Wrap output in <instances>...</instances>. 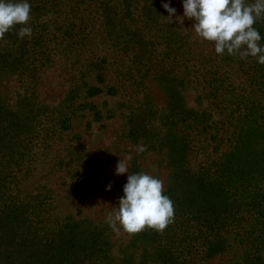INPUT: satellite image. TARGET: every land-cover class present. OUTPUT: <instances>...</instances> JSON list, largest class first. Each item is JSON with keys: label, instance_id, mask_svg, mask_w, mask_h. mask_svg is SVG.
<instances>
[{"label": "rangeland", "instance_id": "obj_1", "mask_svg": "<svg viewBox=\"0 0 264 264\" xmlns=\"http://www.w3.org/2000/svg\"><path fill=\"white\" fill-rule=\"evenodd\" d=\"M171 6L182 10V0H171ZM96 8L77 18L43 14L39 9L29 25L43 26V37L20 39L19 30L11 29L0 39V161L10 164L4 172L19 178L17 189L26 195L25 201L46 203L53 222L68 234L67 240L75 233L82 245L91 246L84 264H264V204L256 198L258 191L264 198V183L245 195L253 203L254 225L261 222L260 236L239 235L232 229L235 237L218 254L210 253L209 244L200 252L180 244L188 232L195 236V229L206 230L197 217L214 204L215 197L200 191L197 183L228 188L264 177V143L242 154L243 141V146H231L228 141L235 130L229 127L232 109L237 108V114L245 112L251 101L256 103L248 105L249 127L252 132L258 126L257 135L264 139V69L246 71L248 62L230 65L213 51L214 44L196 36L194 19L181 24L173 17L176 27L169 34L167 17L166 23L150 28L148 18L153 15L149 11L127 19L131 24L119 29L109 50H90L80 41L71 46L54 42L59 28L68 29L64 24L85 33L80 21L97 17ZM180 26L195 35L192 40L198 43L191 48L217 55L208 64L204 63L208 56L190 57L186 78L174 59L179 44L168 43L180 36ZM170 46L174 51L163 57ZM107 55L114 56L112 63L100 68L96 62ZM160 64H164L161 70ZM104 68H109L108 73L99 75ZM252 79L263 85L249 88ZM94 86L104 89L99 92ZM205 113L212 119L209 135L199 121ZM215 120L224 124L222 131ZM217 132L223 135L216 143L210 133ZM141 144L146 151L137 155ZM202 147L219 150L206 152ZM129 155V173L143 171L160 178L173 201L174 220L162 232L145 228L128 234L107 220L127 182L128 173L116 175L117 164ZM208 170L216 174L210 181ZM226 193H221L225 199ZM243 215L252 219L247 211ZM189 224L195 226L189 230Z\"/></svg>", "mask_w": 264, "mask_h": 264}, {"label": "trees", "instance_id": "obj_2", "mask_svg": "<svg viewBox=\"0 0 264 264\" xmlns=\"http://www.w3.org/2000/svg\"><path fill=\"white\" fill-rule=\"evenodd\" d=\"M165 1L167 0H30V3L32 6L31 16L39 11H43V14L53 12L54 16H64L65 18L66 16L77 18L81 13L95 8L96 6L97 17L95 14L90 18H85L83 16L84 21H80L81 24L84 23L85 25V33H78L80 30H70L69 26L64 24L62 27L68 29L61 30V28H59L57 30L59 33H57L56 36H54L55 34L53 35L54 42H59V45H63L64 43L65 45L71 46L73 43H78L80 41L90 48V50H94L96 47H103L109 50L119 29L131 24L127 19L131 21L134 17L140 14L145 15V11H149L148 13H152L153 15V19L148 18L150 22L148 26L150 28H154L155 24L161 22L166 23L170 18L168 17L167 11L162 7V3ZM90 3L95 5L93 6ZM62 6L67 7V12ZM152 6L156 7L155 10L150 9ZM154 11L156 12L154 13ZM180 11L183 13V9H177V12ZM154 18H156V20H154ZM31 25L33 26H29L33 30H40L38 33L32 30V36L39 35L43 37V32L46 31L43 29V26L37 29L36 25ZM160 25H162V23ZM20 27L22 26L15 29L13 28V30L17 33ZM87 27H89V30L86 32ZM165 27L169 30L167 33H171L176 25L173 21V23ZM255 27H257L261 35L264 36V19L258 21ZM180 28L183 30L181 34H178L180 36H174L172 37L173 39L170 38L168 43L175 41L176 45L179 44L176 48L174 54V56H176L174 59L177 62L176 66L177 69L180 70V74L184 75L186 78V76H189V72L186 70V63L190 57L196 59L197 54L200 55V57L203 55L208 56V58L204 59V63L208 64L211 60L217 59V55L213 57L210 51L208 54L196 48H191L190 46H195L198 43V41L192 40V37L195 35L191 36V33L188 29L186 30L184 26H180ZM261 43H264V41ZM168 49L170 50H167L163 57H170V51H174L175 47L171 48L170 46ZM113 59L114 56L107 55L99 59L96 64L99 65L100 68L110 66ZM222 59H227L230 65L235 63L243 65L248 62L250 64L246 71L259 66L264 69V65L258 64L252 57L244 61L238 56H229L225 54ZM224 60H222V63ZM163 65L164 64L158 65V69L161 70ZM108 69L109 68H104L102 74L99 75H105V73H108ZM184 76L181 78L184 79ZM175 77L177 78L176 75ZM225 79H228V77ZM174 80L178 82L177 79ZM252 81L253 83L249 85V88H257L263 85L259 79H252ZM93 88L97 89L99 92L104 89L103 87L98 88L96 86ZM217 89L218 88H216V90ZM243 100L247 103V100ZM255 103V101H251L250 104H246L247 110L245 112H239L237 114L236 108L232 109V113H230L231 119L229 127H234L235 130L233 136L230 137L228 141L231 146L243 141L245 144L241 152L242 154L255 149L254 146H256L257 143H264V139L260 135H257L260 133L259 127L257 126L252 132L249 127V116L251 112L250 110L248 111V105L253 106ZM262 105H264V102ZM234 107H238V105L236 104ZM208 115L209 116H206V113L201 114L203 118L199 119L201 128L207 135H209V129L212 128L209 122V120H212L211 115ZM182 121H184V119H182ZM214 122H216V125H220L218 131H222L221 126L224 124H217L216 120ZM236 122H239V124L236 125ZM210 134L212 140L216 143L219 140L218 136L220 137L223 135H219L218 132L216 135L215 133ZM16 135L17 134H15V136ZM205 149L206 147L201 148V150ZM208 150L209 148L206 149V152H208ZM218 150L219 148L217 147H211L209 151L217 152ZM1 152L0 150V153ZM247 156L249 155L247 154ZM9 166L10 164L8 162L0 161V264H84L86 256L90 253L89 249L91 246L87 244L82 245L75 233H71L72 238L67 240L66 237L68 234L65 229L53 222L51 219L52 213L42 200L38 203H34V201H32L33 203L25 201L23 198L26 195H23V193L17 189L19 178L4 172ZM241 173L243 176L247 175L245 169H243ZM206 174L209 176L208 181L216 175L215 173L210 174L209 170ZM222 176L226 178V175ZM200 177V174H198V178ZM209 183L211 184V182ZM263 183L264 177L259 180V176L248 180L247 186L242 185L235 187V185H231L230 187L233 188H227L224 185L217 186L216 184L206 188L203 184L197 183L196 185L199 186L200 191L207 190L211 197H215L213 201L214 204L210 206L208 210L201 211V214L197 217L199 225L206 228V230L200 231L199 228L195 229L193 231L195 232V236H192V233L188 232L183 237V240L180 241V244L185 246V248L187 247L190 250H196L198 252H200L201 247H206V245L209 244L211 246H209L210 253L218 254L224 251L228 241L235 237V233H232V229H237L239 235L260 236L259 232L264 226L259 228L261 222H259L258 225H254V220L257 218H255V214L253 213V203L247 202L245 195L250 190L258 191L257 188ZM232 190L234 191L233 193ZM223 191L228 192L226 194L229 196L226 199L221 194ZM256 198L261 204H264V198L260 196L259 191L256 194ZM248 203L250 205H248ZM245 211L251 214V220L245 218L243 215ZM200 215H203L202 218H200ZM194 226L195 225L189 224L188 229L190 230V228ZM185 231L186 229H182L180 233L184 234ZM179 237H181V235H178L177 239ZM185 251H187V249ZM52 253L53 255L51 256L50 254ZM189 261L193 262L194 258H191Z\"/></svg>", "mask_w": 264, "mask_h": 264}, {"label": "clouds", "instance_id": "obj_3", "mask_svg": "<svg viewBox=\"0 0 264 264\" xmlns=\"http://www.w3.org/2000/svg\"><path fill=\"white\" fill-rule=\"evenodd\" d=\"M30 0H0V39L16 25H22L17 33L20 39L32 36ZM170 22L176 17L193 20L192 28L198 38L214 44L215 53L223 57L238 56L241 60L252 57L264 65V36L255 27L264 19V0H182L183 15L176 16L177 9L171 0L162 3ZM146 146H137V155ZM132 156L120 160L116 175L128 173L123 195L118 207L108 214L111 225H118L128 234H136L145 228L162 232L174 220V204L165 194L164 181L147 172L129 173ZM109 190L111 185H108Z\"/></svg>", "mask_w": 264, "mask_h": 264}]
</instances>
